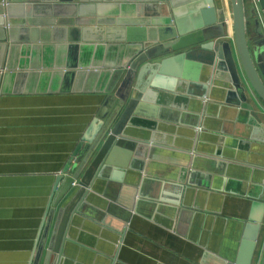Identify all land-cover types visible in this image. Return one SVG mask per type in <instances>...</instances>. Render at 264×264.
<instances>
[{
	"label": "crops",
	"instance_id": "0c3cea01",
	"mask_svg": "<svg viewBox=\"0 0 264 264\" xmlns=\"http://www.w3.org/2000/svg\"><path fill=\"white\" fill-rule=\"evenodd\" d=\"M209 3L235 56L230 0H0V264H45L71 208L57 264L260 263L264 102L236 57L258 122L201 59L221 32L202 26ZM254 4L246 36L264 83ZM138 49L162 72L139 64L110 92L85 72ZM106 124L117 150L80 194L86 165L67 176Z\"/></svg>",
	"mask_w": 264,
	"mask_h": 264
},
{
	"label": "water",
	"instance_id": "95a60500",
	"mask_svg": "<svg viewBox=\"0 0 264 264\" xmlns=\"http://www.w3.org/2000/svg\"><path fill=\"white\" fill-rule=\"evenodd\" d=\"M230 3L235 56L229 45V41L221 38L222 36H224L223 27L218 23L221 22L222 17L218 16L215 7L209 3L203 5L200 8L202 26L209 27L216 25L219 27V25H221V32H217L215 35H211L219 36V38H217L216 40H204L199 44L200 48L208 50L206 54H202L200 57L210 66L212 77L220 76L221 79L225 77L224 80H227L231 83V85L237 92L239 104L242 107L247 108L251 116L258 122L260 121L259 116L254 110L253 104L246 100L245 87L241 83V78L237 70L236 60L239 63L247 82L252 86L255 93L261 98V100H263V102L264 83L259 76L248 46L243 0H230ZM254 3L256 19L258 22V31L260 33H263L264 36V0H254ZM161 39L164 38L162 37ZM140 52L141 50L138 49L137 52L135 51L134 53H132L128 59H122L119 61L117 60L104 69L91 70L87 68L85 72L90 74V76L95 75V78H106L107 92H110L113 89L122 74L123 77L122 80H120L119 84L121 83V85H124L123 82L126 83L128 75H130L139 64H141V66L138 71V76L141 75V72L145 70V68H149L150 66L151 71H153L152 68H155V73H157V70H159L158 73L162 72V65L160 67V62L152 63L145 61L147 58L152 57L154 53L151 55H147V53L145 52L144 54H140ZM85 66L91 67L92 65L88 63L85 64ZM71 72L73 73V71ZM64 73H67L66 70H64ZM221 82L224 83V81ZM107 125L108 124L104 125L103 127H99L93 139L89 140L86 144H84V146L79 143L78 147L76 148V150H78L82 145L83 150L77 158L75 157V162L72 166L73 170L70 175L68 174L67 182L69 187L71 183L75 182V179L78 177V174L80 173L83 166L86 165V168L83 171V176L79 180H77V185L82 189L80 194L85 192L95 176L97 174H100L99 169L104 164L107 156L110 155L112 151L117 150V147L114 146V143L122 135L118 134L117 130L115 132H107V130L105 129ZM98 142L101 143L98 150L93 155ZM90 179L92 180L90 181ZM71 211L72 208L68 212H65L61 219V222L56 231V235L54 237L55 243H52V246L49 248V250H47L45 264H57V260L61 255V245L63 243V240L65 239L66 229L69 223ZM50 212L51 208L49 209L48 215ZM47 220L48 218L43 220V234L44 228L47 224ZM43 239L44 236L40 238V245ZM259 264H264V250Z\"/></svg>",
	"mask_w": 264,
	"mask_h": 264
},
{
	"label": "built area",
	"instance_id": "2783aa9c",
	"mask_svg": "<svg viewBox=\"0 0 264 264\" xmlns=\"http://www.w3.org/2000/svg\"><path fill=\"white\" fill-rule=\"evenodd\" d=\"M74 183V182H73Z\"/></svg>",
	"mask_w": 264,
	"mask_h": 264
}]
</instances>
